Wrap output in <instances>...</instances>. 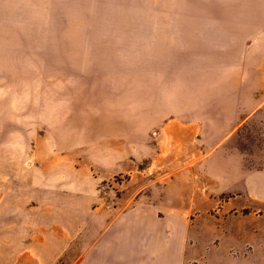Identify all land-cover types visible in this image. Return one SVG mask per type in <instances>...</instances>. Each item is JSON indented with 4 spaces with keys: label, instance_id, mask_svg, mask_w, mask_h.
I'll use <instances>...</instances> for the list:
<instances>
[{
    "label": "rangeland",
    "instance_id": "rangeland-1",
    "mask_svg": "<svg viewBox=\"0 0 264 264\" xmlns=\"http://www.w3.org/2000/svg\"><path fill=\"white\" fill-rule=\"evenodd\" d=\"M245 2L0 0V261L264 264ZM234 99L262 108L217 123Z\"/></svg>",
    "mask_w": 264,
    "mask_h": 264
},
{
    "label": "crops",
    "instance_id": "crops-1",
    "mask_svg": "<svg viewBox=\"0 0 264 264\" xmlns=\"http://www.w3.org/2000/svg\"><path fill=\"white\" fill-rule=\"evenodd\" d=\"M244 7H248L246 11L248 10L250 13H254L253 17L255 20L253 23L251 22L246 23L245 21L243 23H239V22L233 23L235 24L233 27L240 28V30L241 28L243 29V31H237L238 34L237 37L239 39L236 40V42H238L239 44L244 43L246 41L243 39L244 37H246L245 39H248L247 42L248 44H250L248 50H246V46L243 49L239 47L238 49L237 48L234 49L235 53H232L233 55H235L233 57L235 61L240 60L242 58L240 61L241 65L243 66V68L246 69L244 72L246 79H243V83H242L244 87H242V85L240 84H237V79H235L234 82L236 83H234V85H236L237 87L234 90L237 91L241 88L243 91H246L248 93L261 92L262 91L261 80L260 79L252 80V78H256V77L260 78L262 76V30L259 32L257 29L258 28L261 29L264 26V0H246V2L244 3ZM105 27H106V23L100 24V21L98 22L95 21L93 22V26H92L93 31L91 32L90 29L91 25L89 21L87 27L88 30L86 31V35H85L86 37L85 43H88L87 49L94 42H101L106 40L107 37L106 32L104 31L103 33L102 31L100 32V29H105ZM252 35H253V39L249 41ZM252 45L254 47L253 51H251ZM230 51L231 50H228L229 56L227 55L228 56L227 60L233 59L230 55ZM226 54L228 53L226 52ZM252 57L254 59H257L253 63L251 62ZM86 58L88 59L87 56ZM221 85L223 86V84ZM238 85H240V88H238ZM253 107H258L261 109L262 104L257 105L256 102H251L250 99L242 103H240L239 100L237 99H234L232 101L230 100V103H228L227 106L228 110L226 111V120H222V119H215V120H217L216 121L217 123H222V122H227L228 124L232 123L235 127L237 123L241 121V118L250 115ZM0 264H4V262L0 261Z\"/></svg>",
    "mask_w": 264,
    "mask_h": 264
}]
</instances>
